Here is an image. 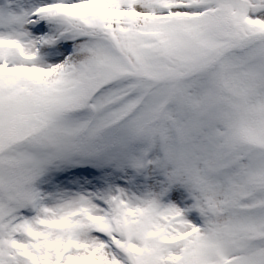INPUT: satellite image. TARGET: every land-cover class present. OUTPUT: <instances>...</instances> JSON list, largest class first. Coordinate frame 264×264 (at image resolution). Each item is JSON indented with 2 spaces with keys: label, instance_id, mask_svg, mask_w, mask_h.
I'll use <instances>...</instances> for the list:
<instances>
[{
  "label": "rangeland",
  "instance_id": "374dc122",
  "mask_svg": "<svg viewBox=\"0 0 264 264\" xmlns=\"http://www.w3.org/2000/svg\"><path fill=\"white\" fill-rule=\"evenodd\" d=\"M0 264H264V0H0Z\"/></svg>",
  "mask_w": 264,
  "mask_h": 264
}]
</instances>
